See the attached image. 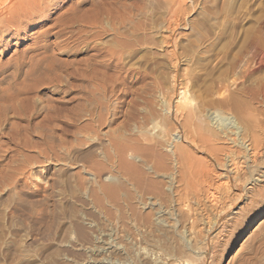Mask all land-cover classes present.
<instances>
[{
  "label": "rangeland",
  "instance_id": "374dc122",
  "mask_svg": "<svg viewBox=\"0 0 264 264\" xmlns=\"http://www.w3.org/2000/svg\"><path fill=\"white\" fill-rule=\"evenodd\" d=\"M46 4L0 46V264H264V0Z\"/></svg>",
  "mask_w": 264,
  "mask_h": 264
},
{
  "label": "bare ground",
  "instance_id": "6f19581e",
  "mask_svg": "<svg viewBox=\"0 0 264 264\" xmlns=\"http://www.w3.org/2000/svg\"><path fill=\"white\" fill-rule=\"evenodd\" d=\"M52 1V0H51ZM48 10V4H46V0H0V46H4V43L6 42L7 38L10 39V37H16V36H22V31L25 29H28L29 26L31 25V23L35 22L36 20H40V22L46 21V18H44V14L45 12ZM49 21V20H48ZM57 22V21H56ZM62 24V23H61ZM50 26V25H49ZM45 27V26H44ZM47 27V26H46ZM50 27L45 28V30L40 33L42 37L46 38V36H49V32H50ZM59 32H56V34H58ZM57 36V35H56ZM40 46H44V45H40ZM39 46V47H40ZM2 47V48H4ZM38 47V48H39ZM42 48V47H41ZM39 50V49H38ZM45 50V48H44ZM43 51V50H42ZM0 52L1 48H0ZM33 52V51H32ZM27 59V58H26ZM26 61V60H25ZM30 61H33L30 59ZM10 62V61H8ZM7 63V62H6ZM10 64V63H7ZM19 66V61L16 62V64L14 66ZM22 64V63H21ZM20 64V65H21ZM23 65V64H22ZM21 65V66H22ZM17 66V67H18ZM32 66V65H31ZM35 67V66H34ZM6 66L4 65H0V75L4 73ZM19 69H22L19 67ZM17 70V69H16ZM23 70V69H22ZM19 71V70H18ZM17 71V72H18ZM245 77V76H244ZM235 78V77H234ZM47 84V83H46ZM37 86V85H36ZM225 86V85H224ZM220 90V88H219ZM222 93H225L228 91V87H222L221 89ZM259 93L257 92V95H260L262 97V99L264 98V88L261 87L260 90H258ZM21 92V91H20ZM19 92V93H20ZM24 92V91H23ZM22 92V93H23ZM229 93V92H227ZM248 94V93H247ZM256 95V93H254ZM7 94H5V99L7 98L6 96ZM12 96V95H11ZM10 96V97H11ZM258 96V97H260ZM256 97V98H258ZM1 99H3L1 97ZM261 99V98H260ZM8 100V98H7ZM13 101V99H12ZM262 102V100H261ZM186 106V105H185ZM185 118V117H184ZM183 125V124H182ZM260 132L262 134L261 138H253L252 141V149H251V153L247 154V157L251 160H254V158L256 157V155H258V151L262 148L264 149V125L260 124ZM259 130V129H258ZM178 144V143H177ZM250 145V144H249ZM247 145V146H249ZM120 148V147H119ZM179 148L177 149V154L179 158H184V153H183V149L181 150L180 147H176ZM121 150H123L122 148H120ZM250 149V148H249ZM173 154H176V151L172 152ZM177 156V155H176ZM175 156V157H176ZM178 159V158H177ZM231 159V158H230ZM216 164L219 165V162L217 159H214ZM175 161V160H174ZM232 162V164H230ZM234 160L231 159L228 163L230 164L229 166H232V170H237L238 167L235 162L233 164ZM176 163V162H175ZM179 163V162H178ZM177 163V164H178ZM222 166V165H221ZM227 164H224L223 167H227ZM228 166V167H229ZM242 166V165H241ZM222 167V168H223ZM240 170V169H239ZM238 170V171H239ZM239 173V172H238ZM201 175V174H200ZM239 175V174H238ZM203 176V175H202ZM223 177V176H222ZM224 178V177H223ZM226 179V180H224ZM224 179H222L219 182V186L220 187H226L227 183H228V177H225ZM239 179V178H238ZM210 186V185H209ZM218 186V187H219ZM219 187V188H220ZM227 188V187H226ZM212 198V197H211ZM221 198V197H220ZM214 206V204H213Z\"/></svg>",
  "mask_w": 264,
  "mask_h": 264
}]
</instances>
